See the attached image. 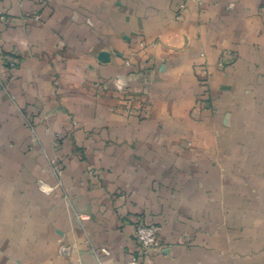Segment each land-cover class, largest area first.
Masks as SVG:
<instances>
[{
	"label": "crops",
	"instance_id": "obj_1",
	"mask_svg": "<svg viewBox=\"0 0 264 264\" xmlns=\"http://www.w3.org/2000/svg\"><path fill=\"white\" fill-rule=\"evenodd\" d=\"M0 64V264H264V0H0Z\"/></svg>",
	"mask_w": 264,
	"mask_h": 264
},
{
	"label": "built area",
	"instance_id": "obj_2",
	"mask_svg": "<svg viewBox=\"0 0 264 264\" xmlns=\"http://www.w3.org/2000/svg\"><path fill=\"white\" fill-rule=\"evenodd\" d=\"M199 4H202V0H188ZM184 7V6H182ZM221 66H224V62H220ZM10 67H14L15 63L9 62ZM3 66L0 64V86H3L1 78V68ZM160 233V227L156 224L146 223L144 221H139L136 225L135 239L138 243V251L135 255L131 256L128 264H139L140 259L148 251L153 250L157 246V240Z\"/></svg>",
	"mask_w": 264,
	"mask_h": 264
},
{
	"label": "water",
	"instance_id": "obj_3",
	"mask_svg": "<svg viewBox=\"0 0 264 264\" xmlns=\"http://www.w3.org/2000/svg\"><path fill=\"white\" fill-rule=\"evenodd\" d=\"M100 58L102 59L103 58V55H101Z\"/></svg>",
	"mask_w": 264,
	"mask_h": 264
}]
</instances>
